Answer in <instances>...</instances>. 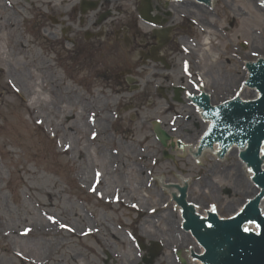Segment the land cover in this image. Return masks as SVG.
Wrapping results in <instances>:
<instances>
[{"label":"rangeland","instance_id":"374dc122","mask_svg":"<svg viewBox=\"0 0 264 264\" xmlns=\"http://www.w3.org/2000/svg\"><path fill=\"white\" fill-rule=\"evenodd\" d=\"M84 1L0 0V264H104L111 250L121 257L108 264H131L133 238L160 243L161 254L140 251L150 261L143 264H177L173 252L187 259L196 244L172 229L177 206L157 183L182 178L195 205L215 203L225 214L255 186L232 189L226 173L240 165L232 149L178 155L157 140L154 122L179 139L196 137L206 121L185 97L174 100L172 86L192 92L202 84L215 103L231 97L245 62L264 58V8L259 0H214L198 10L190 0L177 8L152 0L158 10L150 13L168 29L156 48V27L138 17L140 0H95L83 12ZM127 22L134 52L114 29ZM74 32L75 48L65 41ZM29 229L42 234L21 238Z\"/></svg>","mask_w":264,"mask_h":264},{"label":"water","instance_id":"95a60500","mask_svg":"<svg viewBox=\"0 0 264 264\" xmlns=\"http://www.w3.org/2000/svg\"><path fill=\"white\" fill-rule=\"evenodd\" d=\"M207 9H209V7H207ZM141 13L143 17L145 16L144 18H150L149 13L147 14L144 11H142ZM143 13L145 14L143 15ZM252 64H255V62L248 64V66ZM249 83L251 86H256L260 90L258 91L256 88H254L257 98L248 104L241 105L238 101H236L230 106H219L216 108V111H210L209 115L215 116L216 119L212 128H210L212 126L210 119L214 120V118L209 119L210 122L207 127V131L210 129L209 131L214 132V134L212 138L208 137L207 139L214 140L226 138V136H223L226 130L221 131L220 135L216 134L217 130H220L221 126H227V129H239L241 133H239L238 135L232 134L231 139L236 140L239 136H247L250 139V142H246L243 148L248 149L250 151L253 159L252 163L247 166L248 168H252L253 171H256V175H259L258 177H256L255 181L259 185H264V175H260L262 169L261 164L263 163L264 166V140L260 143V140L264 137V63L262 61H260L258 65L252 67ZM220 114H222V116H219ZM157 131L160 134L159 137L161 141L165 145V141L166 139H168V135L160 129H157ZM243 131H245V134H243ZM210 144L212 145L211 148L204 149L202 151L203 154L217 155V153L220 151V144L218 142ZM229 145L226 144L224 148L229 147ZM187 150L190 156L195 153V151L192 152V147ZM241 150L242 148H239L237 145H235V157L238 159L239 157L237 153L241 152ZM220 155H222V152L220 153ZM191 158L194 159L193 156H191ZM249 174L250 178L253 179L254 176L252 177L253 174L250 171ZM161 181H159L157 184L167 188L170 203L177 205L182 204L184 199L183 186H185V183L175 187V190L177 191L178 195H171V192L169 190V186L171 184H160ZM252 186L255 185L252 183ZM260 206H264V200L262 201ZM190 207L191 206H187L186 204H184L182 208L183 210H186V212H189V210L191 209ZM191 210L193 211V209ZM193 212H195V208ZM258 214L259 211H257L256 207L254 206L250 207L249 212H247V216L258 219L260 223L264 225V220L260 219ZM206 215H209L208 211L206 212ZM180 217H182V213L178 212V226H180L179 221L182 220V218ZM239 217L240 216H238L237 220L233 223H227L226 221L219 222V226L216 229L215 237L218 240V245L226 246L228 249L226 254L221 255L218 253L219 259L218 256H216L214 247L208 243L207 239L203 240V244L204 246H206L207 249V255L205 256V260L207 262L215 263V261L218 259L219 264H264V231L259 236L245 237L241 235L238 229V225L242 220V217ZM201 219L202 221L207 220V218ZM209 221L214 223L215 225L218 224V219L215 215H210ZM249 228L256 229V227H254L252 224L249 225ZM198 230L202 233H207L201 227H198ZM188 253H190V257H194L199 256L200 253L201 255H203L204 251L200 248L199 253L194 254L190 251ZM200 263L202 264L201 260Z\"/></svg>","mask_w":264,"mask_h":264},{"label":"bare ground","instance_id":"6f19581e","mask_svg":"<svg viewBox=\"0 0 264 264\" xmlns=\"http://www.w3.org/2000/svg\"><path fill=\"white\" fill-rule=\"evenodd\" d=\"M94 1L95 0H85L83 3H81V8H82V10H83V12H85L88 8H86V7H88V6H91V3H94ZM181 1V0H180ZM184 2H181V4H174V3H171V4H173V5H168L169 7L171 6V8H173V6L174 5H176L174 8H177V7H180L179 5H182V4H184V6H186V7H192V6H187V4L185 3L186 1L185 0H183ZM259 1H261V0H259ZM152 0H141V3H140V7H141V9L145 12V13H149V12H151V10H152V6H153V4H152ZM170 2H172V1H170ZM189 4H191L192 5V3H189ZM196 6V8H197V10L198 9H200L201 8V6H199V5H195ZM92 7H93V4H92ZM158 17V16H157ZM143 23H145V22H143ZM63 24H64V22H63ZM147 25V24H146ZM132 37V36H131ZM127 38H129V35H127ZM151 38V37H150ZM165 40V39H164ZM155 51H156V49L154 48L153 49V52L155 53ZM263 58V57H262ZM253 62H255V61H249V62H247V65L248 64H250V63H253ZM241 77H243V75L241 76ZM247 78V73L245 74V77L243 78V79H246ZM239 85H240V83H239ZM246 87V88H245ZM245 87H242L241 88V92L239 93V96L240 97H243V94L245 93V92H251L252 91V93H253V95H251L250 96V99H249V102H251V101H253V100H255L256 98H257V96H256V94H255V91H254V88L253 89H248L247 88V86H245ZM239 89V87H237V90ZM19 90H20V92H22V88H21V86L19 87ZM237 90H235L233 93H236V91ZM251 90V91H250ZM233 93H232V95H233ZM27 96V95H26ZM168 110H169V108H168ZM29 111L31 112V113H34V109L33 108H30L29 109ZM192 112L195 114L196 113V110H195V108H193L192 109ZM198 116L201 114V109L200 110H198ZM180 120H181V122L183 121V118H181L180 117ZM193 120H194V122L196 123V118H195V116H193ZM202 122V121H201ZM209 122H210V120H208V122L207 123H205L204 124V128H202V129H199L198 131H197V135H196V137H194V138H192V133H193V131H192V133L190 134V136H191V138H192V140H189V141H185V138H183V139H179V135H174V134H172V133H169L168 135H169V137H168V139L166 140V142H165V149L166 150H170L171 149V147L173 148V150H175L176 152H177V154L178 155H186V154H189V152H188V150L187 149H189V148H191L192 147V152H194V151H196V149H197V145H198V141H199V138H200V136H201V134L205 131V130H207V127H208V125H209ZM203 123V122H202ZM202 123H200L199 124V126L198 127H203V125H201ZM155 124H157L156 122H154V125ZM86 125V124H85ZM159 127L161 126V125H159V124H157ZM189 125V124H188ZM190 126V125H189ZM177 127H179V126H177ZM192 127V126H191ZM83 128V127H82ZM180 140V141H179ZM182 140V141H181ZM229 148H232V150L234 151V153H235V145H232V146H230ZM65 151V150H64ZM63 151V152H64ZM230 151V150H229ZM166 153V152H165ZM227 153H228V150L226 151V153H225V155H227ZM168 154V153H167ZM190 155V154H189ZM203 155L204 154H202V157H203ZM216 156V155H215ZM205 158V157H204ZM240 165H241V167H240ZM240 165H239V167H238V169L237 170H235L234 172H233V169L231 168V167H229V169H228V172L226 173L227 175H230L231 176V178H232V183L230 184L231 185V187H232V189H234L235 191H238V190H240L239 192H244V194L246 193V192H248V190L251 188V183H250V180H251V178H250V174H249V170L247 171V164L243 161H240ZM245 167V168H244ZM241 169H244L245 170V172L247 173V176H246V179H240V175H239V173L241 172ZM232 171V172H231ZM214 173L215 172V170L214 169H209V170H207V173H206V177L209 175V173ZM233 173H235V175L233 174ZM235 176H236V178H235ZM201 178H202V176H201ZM200 178V179H201ZM208 178V177H207ZM233 178H235V180H233ZM2 180H3V177H1V174H0V181L2 182ZM166 180V179H165ZM175 180V179H174ZM169 181V182H168ZM168 181H166L165 182V184H171L170 186H172L173 188L171 189L170 187H169V190H170V192H171V195H178V193H177V191L175 190V187H177V186H179V185H181V184H183V183H185V184H187L186 183V181L184 180V179H180V180H177L176 179V183H171L170 181L171 180H168ZM194 185H196V183L194 184ZM209 185H212V184H209ZM211 187V186H210ZM238 189V190H237ZM217 190H218V188H216V187H213L212 189H210V191L212 192V193H216L217 192ZM242 190V191H241ZM200 191V190H199ZM252 191H253V193H252ZM251 191V193L252 194H246L245 195V197H244V199L242 200V203L240 204V206H238L236 209H234L231 213H229V214H225V213H222L219 209H218V216L219 217H228L229 215H232V214H234L237 210H240V208H241V206L243 205V203L246 201V199H248V198H250L252 195H254V194H256L257 193V191H258V189H255V188H253V190ZM201 192V191H200ZM188 194H189V191H186L185 189H184V199H183V201H187V202H190V203H195V201H192L190 198H188ZM113 196V195H112ZM231 198L232 197H230L229 199H230V202L228 203V207H230V208H232L233 206H232V204H233V201L231 200ZM212 202H215V201H212ZM197 204H200V205H202V203H200V202H196ZM209 203L210 202H208L207 203V205L205 206L206 208L204 209V210H202V209H200V208H202L200 205H199V208L196 206V205H194V207H195V214H197L198 216H200L201 218H207V215H206V212L208 211V209H209ZM171 205H175V204H173V203H171ZM177 205V204H176ZM182 207V206H181ZM181 207L179 206V205H177V211H176V220H177V218H178V212H182V209H181ZM229 208V209H230ZM184 211V210H183ZM170 216L171 215H173V214H169ZM175 218H171V219H167L168 221H174V219ZM178 221V220H177ZM175 222V221H174ZM173 222V223H174ZM172 223V222H171ZM175 224L176 223H174V225H173V228H172V226H171V228L173 229V230H177L178 229V226H175ZM11 233H14V230H11ZM42 234L41 232H38V231H32V229H29L28 230V232H27V234L26 235H24L25 237H21V238H26L27 239V237L29 236V235H31V234ZM44 233V232H43ZM139 237V236H138ZM188 238H189V236H188ZM193 239V238H192ZM21 240H23V239H21ZM189 240H191L190 238H189ZM193 241H194V239H193ZM140 242H141V244L144 246V242L142 241V238L140 239ZM194 243H195V241H194ZM28 249H30L31 250V247H28ZM145 249H147L148 250V254H150L152 257L154 256V251H157V250H159V248H158V246L155 244V245H153V246H145ZM15 253H17V254H19V255H21V256H23V257H26L25 255L26 254H24L22 251H21V249H19L18 251H14ZM190 252H192V253H194V254H196V253H199L200 252V247H196V248H194V249H192ZM24 254V255H23ZM23 259H29V261L30 262H32V261H34V260H36V259H34L33 260V258H23ZM197 258H194V257H188V259H186L185 261H186V263H190V264H201L200 263V261H198V260H196ZM144 261V260H143ZM142 261V262H143ZM133 262H134V264L137 262V258L136 259H134L133 260ZM140 263V264H143V263Z\"/></svg>","mask_w":264,"mask_h":264},{"label":"flooded vegetation","instance_id":"af4514ba","mask_svg":"<svg viewBox=\"0 0 264 264\" xmlns=\"http://www.w3.org/2000/svg\"><path fill=\"white\" fill-rule=\"evenodd\" d=\"M111 0H104V2L105 3H103L104 5L105 4H108L107 2H110ZM140 3H141V1L139 2V5H138V10H137V13L138 14H140L139 13V8H140ZM153 4V8H154V11H157L158 10V7L154 4V2L152 3ZM164 5H166V4H164ZM168 6V5H167ZM166 6V7H167ZM167 9H169V8H167ZM76 10V7H73V9H72V12L73 11H75ZM73 14V13H72ZM72 14H70L71 16H72ZM156 18H158V22L159 23H161V21H163V20H165L164 19V17L163 16H158V15H154ZM158 16V17H157ZM165 26L163 25L162 26V28L161 29H163V30H161V29H159V30H155L153 33H152V36H151V39H157V37H159V40H158V44L156 45V48H161L162 46H163V44L162 43H164V42H166V41H168V39H166V40H162L161 38L163 37H165L166 36V32L168 31V29L167 28H164ZM118 28H120L122 31H124V34L125 35H129V33H128V31H130V35H129V38H127V36H125L124 37V39L122 40V41H124L128 46H132L133 45V52H134V24L133 23H131V22H127V23H125V24H123V25H118V26H116L114 29H118ZM68 32H70L71 34H72V30L70 29V28H68ZM160 32H161V34H160ZM70 33H69V36H70V38L69 37H65V41H67V42H72L73 43V46H74V48H75V46H76V44H77V42H76V39H75V32H74V37H72L71 35H70ZM115 33V32H114ZM132 36V37H131ZM115 37H116V33H115ZM117 39V38H116ZM175 41V43H176V40H174ZM155 45V44H154ZM154 45H152V46H154ZM150 52V51H149ZM156 58V57H155ZM156 60V59H155ZM123 73V72H122ZM121 73V74H122ZM182 96H183V94L181 93L180 95H179V98H182ZM165 98H167V97H165ZM174 98H175V96H174ZM167 99H169V98H167ZM95 239H98V238H96L95 237ZM138 241H140V239H138ZM136 245V246H135ZM132 246H134L135 248H136V258H138V256L140 257V259H139V261H137L135 264H140L143 260H144V258L146 257V256H144V257H141V254H140V251H141V248L139 247V245H137V244H135L134 243V241L132 240ZM142 250H147V249H142ZM148 251V250H147ZM159 253L161 254L162 253V251H161V249H159ZM148 255H150V254H148ZM151 256V255H150ZM121 256H120V254H118L117 252H115V251H113V250H111L110 252H109V254H107V257H106V260H104V264H108V260H110V259H113V260H117V259H119ZM173 257H174V260H176V263L177 264H186V261H185V259H184V257H182V255H181V252L179 251H177V250H175L174 252H173ZM117 258V259H116ZM45 264V263H44ZM131 264H134V263H131ZM154 264V263H153Z\"/></svg>","mask_w":264,"mask_h":264},{"label":"snow or ice","instance_id":"6c2138e0","mask_svg":"<svg viewBox=\"0 0 264 264\" xmlns=\"http://www.w3.org/2000/svg\"><path fill=\"white\" fill-rule=\"evenodd\" d=\"M208 227H209V228H211V227H212V225H211V224H209V225H208ZM243 231H244V232H249V231H251V229H249V228H244V229H243Z\"/></svg>","mask_w":264,"mask_h":264}]
</instances>
